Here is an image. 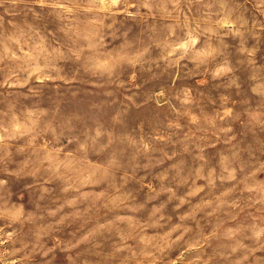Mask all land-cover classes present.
Returning <instances> with one entry per match:
<instances>
[{
	"label": "rangeland",
	"instance_id": "1",
	"mask_svg": "<svg viewBox=\"0 0 264 264\" xmlns=\"http://www.w3.org/2000/svg\"><path fill=\"white\" fill-rule=\"evenodd\" d=\"M0 264H264V0H0Z\"/></svg>",
	"mask_w": 264,
	"mask_h": 264
}]
</instances>
